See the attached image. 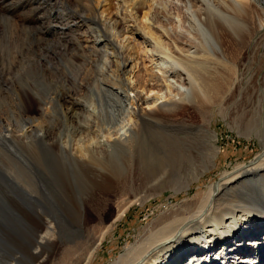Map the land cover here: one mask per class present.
Segmentation results:
<instances>
[{
  "label": "bare ground",
  "instance_id": "1",
  "mask_svg": "<svg viewBox=\"0 0 264 264\" xmlns=\"http://www.w3.org/2000/svg\"><path fill=\"white\" fill-rule=\"evenodd\" d=\"M36 1L0 0V9H11L15 5L26 9ZM54 1L56 4L59 1L71 2ZM117 1L114 8L110 0H79L85 12L70 8L67 14L58 13L53 18L50 15L45 17L47 10L44 13L41 5L34 8L37 10L34 18L40 33L45 34L51 22L56 25L51 29L57 33L69 34V29H74L71 41L78 51L73 57L78 60L77 56H80L87 63L73 82L78 85L79 91L62 92L63 103L67 106L63 108L64 114H79L80 108L75 105H81L85 93L90 95L86 80L94 71L88 67L95 58L87 52L100 54L102 65L99 68L104 75L103 81L96 79L91 87H95L99 97L94 95L86 105H81L85 115L83 123H80L94 135L93 143L98 146L96 160L107 162V159H115L120 153V156L132 158L146 142L149 132L157 126L166 128L168 133L175 132L178 137L183 133L187 145L191 137L190 128H194L191 130L199 132L195 137V148L200 159L194 169H206L217 156L216 143L206 145L208 142H204L203 134L209 132L210 119L215 111L225 116L229 102L237 92L240 95L229 113L231 120L252 109L249 101L252 103L256 94L259 102L257 111L260 112L264 89L258 81L264 63V49L262 54L258 55V52L264 46V0H178L177 4L182 5L186 12V28L161 23L163 21L156 18L153 10L158 5L156 0H128L129 4L126 0ZM22 28L29 29L28 26ZM80 31L85 35L79 36ZM127 32L134 42L124 36ZM258 34L253 45L257 65L242 92L243 75L237 77L238 69H235L232 54L237 44L250 46ZM65 42L61 44L67 49L71 44ZM36 66L39 71L48 68L54 72L58 64L54 59L44 57ZM97 73L98 70L94 73L95 77ZM261 79L264 84V76ZM152 83L157 84V89L149 88ZM82 90L83 93L80 92ZM74 98L77 100L75 104ZM105 98L108 102L104 101ZM53 102L51 96L47 102H37L42 117L50 115ZM185 104L192 105L201 123L194 125L187 123L186 119H176L184 112ZM40 124H33L25 133ZM254 129L248 128L245 135H251ZM260 132L264 133V130ZM12 137L10 133L0 132V139L10 141ZM261 142V150L254 162L235 164L223 171L216 183L208 184L187 199L165 207L136 233L133 241L109 264H264V139ZM77 156L80 161L87 157L85 154ZM191 182L186 177L181 186L178 185L180 188L176 193L187 190ZM124 212V209L118 211L117 220ZM84 215L85 209L83 223ZM42 225L44 233L40 236L36 234L32 243L36 251L46 243L56 246L55 223L48 217L43 219ZM110 228L101 230L98 236L85 233L87 236L83 234L79 240L65 243L61 246L60 258L55 261L90 264ZM49 259H44V264ZM8 264H21L20 258L13 255Z\"/></svg>",
  "mask_w": 264,
  "mask_h": 264
},
{
  "label": "rangeland",
  "instance_id": "2",
  "mask_svg": "<svg viewBox=\"0 0 264 264\" xmlns=\"http://www.w3.org/2000/svg\"><path fill=\"white\" fill-rule=\"evenodd\" d=\"M59 2L56 4L54 0H37L26 9H20L17 5L10 7L11 9H0V132L13 135L10 141L0 139V233L6 242L17 249L15 253L1 252L0 264H8L13 255L20 258L21 264H44V259L48 257L50 259L45 264H65L56 262L61 256V246L79 240L83 234L87 236L85 233L98 236L101 230L111 227L90 263L109 264L133 241L136 233L165 207L187 199L208 184L216 183L221 173L235 164L254 162L262 147L261 139H264V133L260 132L264 130V93L260 112L257 111L259 102L256 94L252 103L249 101L252 109L231 120L229 113L240 95L236 92L229 102L225 116L215 111L210 119L209 132L203 133L204 142H208L206 145L210 146L213 142L217 146V156H214L206 169H194L200 163L195 148V137L199 132L191 130L194 128H190L191 137L187 138L190 140L187 145L183 133L178 137L175 132L168 133L166 128L157 126L149 132L146 142L132 158L120 156V153L115 159H107V162L96 160L98 146L93 143L94 135L88 132L85 125H80L85 115L81 105H86L94 95L95 98L99 97L95 87H91L96 79L103 81L104 75H101L99 68L102 59L100 54L87 52V55L91 57L92 54L91 58L94 57L97 61L90 62L88 67L94 70L86 80L90 95L85 93L86 100L78 99L81 105L75 107L80 108V115L64 114L63 108L66 105L62 94L79 91L80 88L73 82L87 63L80 56H77L78 60L73 57L78 51L71 41L74 29H69V34L57 33L51 29L56 27L51 22L52 26L50 24V29L43 34L38 31L34 18L37 12L34 8L37 5L44 8V13L47 10L45 17L50 15L52 18L58 13L67 14L70 8L84 10L79 0ZM117 2L110 0L114 8ZM126 2L129 4L128 0ZM156 3L158 5L153 10L156 18L163 21L161 23L174 28L177 25L186 28V12L182 5L177 4L178 0H156ZM83 10L81 12H85ZM26 18L28 19L25 20ZM23 19L27 21L26 24ZM23 26H28L29 29L24 30ZM81 35H85L84 32L80 31L79 36ZM124 36L134 42L130 33H124ZM258 37L259 34L252 39L250 46L237 44V50L232 54L235 69H238L237 77L241 78L243 75V85L240 88L242 92L257 65L253 45ZM64 41L71 44L68 50L62 47L61 43ZM263 49L264 46H261L258 55L262 54ZM44 57L52 58L58 64L54 72L48 68L45 71L37 70L36 64ZM95 65V69L99 71L95 74L97 77L94 76L97 71L93 68ZM262 65L258 82L263 90L261 77L264 76V63ZM157 87L156 83H152L151 87L149 85L150 89ZM80 92L83 93V90ZM50 96L54 98L52 111L48 118L42 117L43 113L37 102H47ZM75 98L74 104L77 102ZM105 100L108 102L106 98ZM184 108V112L176 119H186L187 123L194 125L201 123V118L192 105L185 104ZM39 122L40 126L25 133L26 129ZM252 127L256 130L246 136L244 132ZM80 154L87 155V160L85 158L80 161L77 156ZM186 177L192 180L190 186L187 190L176 193ZM122 209L125 212L117 220L118 211ZM9 211L19 219L14 228L6 227L1 216L2 212L9 219ZM48 217L56 226V246L46 243L36 251L32 243L36 234L40 236L44 233L42 223ZM7 224H10L9 220Z\"/></svg>",
  "mask_w": 264,
  "mask_h": 264
},
{
  "label": "water",
  "instance_id": "3",
  "mask_svg": "<svg viewBox=\"0 0 264 264\" xmlns=\"http://www.w3.org/2000/svg\"><path fill=\"white\" fill-rule=\"evenodd\" d=\"M1 216H2V219L4 220L3 222L5 223V226L8 228H12L14 226V224H17L19 222V219L17 218L15 213H13L11 211H9V219H6V217L3 216L2 212H1ZM8 220H9L10 224H7ZM1 252L2 253L3 252L4 253H8V252H14L15 253V252H17V249L13 245H10L8 242L5 241V239L2 237V233H0V253Z\"/></svg>",
  "mask_w": 264,
  "mask_h": 264
}]
</instances>
